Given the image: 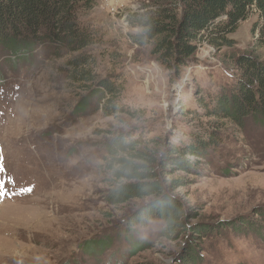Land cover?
Listing matches in <instances>:
<instances>
[{
  "label": "rangeland",
  "instance_id": "1",
  "mask_svg": "<svg viewBox=\"0 0 264 264\" xmlns=\"http://www.w3.org/2000/svg\"><path fill=\"white\" fill-rule=\"evenodd\" d=\"M163 4L81 5L77 24L93 42L75 53L42 36L14 54L0 44V264H179L188 254L195 264H264V121L246 118L239 127L208 118L199 102L232 88L233 60L252 51L259 36L251 33L257 16L239 25L231 48L205 42L178 67L135 45L139 29L127 23ZM255 54L264 62V49ZM80 55L98 83L117 88L121 111L109 115L106 99L72 84L68 63ZM119 135L135 138L156 166L170 149L195 145L194 135L208 139L203 156L182 157L198 161L197 171L171 165L179 154L159 170L157 180L181 209L168 239L161 220L129 225L152 198L106 203L115 184L104 145ZM203 227L219 232L200 239L194 232Z\"/></svg>",
  "mask_w": 264,
  "mask_h": 264
},
{
  "label": "trees",
  "instance_id": "2",
  "mask_svg": "<svg viewBox=\"0 0 264 264\" xmlns=\"http://www.w3.org/2000/svg\"><path fill=\"white\" fill-rule=\"evenodd\" d=\"M164 1L163 6L152 12L131 14L127 23L139 29V33L132 38L135 45L151 47L152 54L163 64L178 67L196 52L198 45L205 42L218 50L231 48L235 42L230 37L239 25L253 15L257 16L251 33L255 35L258 32L261 37L255 35L258 38L253 44V50L233 60L237 74L233 76L232 88H220V95L207 101L200 98L199 102L208 118L229 120L239 127H242L246 118L264 121V62L255 54L259 49H264V0ZM89 4L90 0H0V44L14 54L38 43L42 36L72 53L82 50L92 44L93 36L88 29L78 26L76 14L81 5L88 7ZM88 62V57L80 55L68 63L72 84L77 90L88 91V95L96 96L98 100L106 99L103 109L109 115L121 111L117 102V88L107 81L98 83V79L86 68ZM88 95L77 105V111L84 109ZM193 137L195 145L185 150L179 147L170 149L162 163L160 161V166H156L151 154L137 150L138 142L135 138L119 135L106 143L105 169L115 184L106 197V203L117 207L134 200L152 198V202L130 217L129 225L161 220L164 223L161 237H172L177 232L181 209L177 199L162 188L157 177L159 170L165 171L169 157L175 154L180 157L171 165H179L190 172L197 171L198 161L190 163L182 157L203 156L209 142L207 137ZM218 232L216 228L203 227L195 229L194 233L204 239ZM92 246L101 249L105 244L95 242ZM195 262L189 254L179 260V264Z\"/></svg>",
  "mask_w": 264,
  "mask_h": 264
}]
</instances>
